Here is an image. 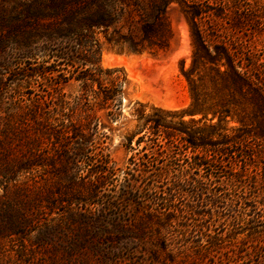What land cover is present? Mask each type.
Wrapping results in <instances>:
<instances>
[{
    "label": "trees",
    "instance_id": "16d2710c",
    "mask_svg": "<svg viewBox=\"0 0 264 264\" xmlns=\"http://www.w3.org/2000/svg\"><path fill=\"white\" fill-rule=\"evenodd\" d=\"M171 4L190 103H134L120 168L102 52L167 51ZM32 235L49 264H264V0H0V264Z\"/></svg>",
    "mask_w": 264,
    "mask_h": 264
},
{
    "label": "rangeland",
    "instance_id": "374dc122",
    "mask_svg": "<svg viewBox=\"0 0 264 264\" xmlns=\"http://www.w3.org/2000/svg\"><path fill=\"white\" fill-rule=\"evenodd\" d=\"M167 20L172 31L170 48L165 52L149 54H133L118 52L105 48L101 56V66L104 69L121 70L128 82L127 97L124 99L121 116L116 122L109 123L110 152L112 160L120 168H124L132 152L122 146L124 136L133 128L131 108L134 103H147L167 110H183L190 103L186 81L180 72L190 64L192 41L184 14L176 4L167 8ZM28 63H26V66ZM28 86V85H26ZM23 86L20 91L30 92ZM79 90L77 84L65 88L67 93L75 94ZM132 146L135 147L133 142ZM36 236H30L16 243L20 255L14 251L7 252L1 264H49L50 253L47 248L37 245ZM22 245L21 248L19 245ZM54 256L60 264H80L79 257H70L62 248ZM249 261V260H247ZM245 264H252L251 261Z\"/></svg>",
    "mask_w": 264,
    "mask_h": 264
}]
</instances>
